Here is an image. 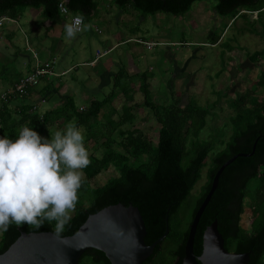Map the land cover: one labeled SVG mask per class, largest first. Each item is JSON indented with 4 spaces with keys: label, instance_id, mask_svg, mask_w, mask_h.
<instances>
[{
    "label": "trees",
    "instance_id": "1",
    "mask_svg": "<svg viewBox=\"0 0 264 264\" xmlns=\"http://www.w3.org/2000/svg\"><path fill=\"white\" fill-rule=\"evenodd\" d=\"M205 0H116V4L125 9L132 6L144 17L157 13L183 16L188 13L196 2ZM59 0H0V18L8 17L18 20L27 8L43 9V17L53 23L63 20L59 9ZM72 12L85 14L86 22L98 12L97 0H68ZM220 17L235 19L244 11L259 13L264 16V0H218L215 7ZM245 17V15H244ZM257 32V30H253ZM213 44L220 40L214 36ZM264 57V50L256 52L251 59L258 63ZM144 83L142 93L145 105L155 111V116L162 125L158 146L153 147L140 130L121 132L126 139L121 143L127 152L114 149L115 124L111 121L110 128L103 131L102 146L104 154L99 158L90 159V164L83 169L86 178L79 190L80 195H90V205H80L75 208V214L65 226L61 237L75 235L90 215L96 214L106 207L133 204L139 208L147 226L146 243L152 245L161 238L169 224L168 237L158 245L153 254L157 261H167L172 264L177 257H185V246L188 240L190 225L196 212L211 190L212 182L217 171L228 160L239 154H251L256 144L255 154L251 157H240L226 168L220 178L219 187L206 208L196 236L195 252L198 256L203 251V237L206 229L218 220L219 231L223 235L227 250L239 254H250L249 264H264V198L254 206L251 217L250 231L242 226V216L246 212V202L250 198L252 182H258L264 188V98L238 95L233 103L237 117L233 123V135L226 148L213 159V166L208 172V181L197 198L189 223H185L180 210L192 196V192L202 179V173L208 166L210 153L214 149V141H201V132L207 125L210 110L199 106L183 107L175 103L161 110L151 97L150 85L146 81L147 74L142 75ZM131 77L122 69L115 78V88H120L125 96L121 117L122 124L134 121V89L126 84L124 78ZM21 78V77H20ZM258 84L264 87V68L260 69ZM14 85L6 91L8 101H27L28 97H19L10 93ZM33 91L30 90V94ZM112 93L111 95H114ZM113 97V96H112ZM108 100L93 101L90 108L80 112L76 109L72 98L61 108L40 115L31 113L32 106L23 105L20 109L21 119L11 117L7 105L0 111V135H9L13 139L24 124L48 132L62 119L67 122L76 117L80 124L88 129V138L94 119L102 114V108ZM3 102V101H2ZM191 140L188 143V139ZM154 153L151 161L142 167L129 165L132 157L140 158L144 154ZM114 164L119 167L121 176L110 180L104 187L92 191L90 181L109 169ZM55 221L45 222L41 227L17 225L15 222L0 236V255L5 253L21 236L22 232H53ZM171 241L174 246H167ZM152 255V256H153ZM151 256V257H152ZM89 260L92 264H111L101 251L88 250L81 264Z\"/></svg>",
    "mask_w": 264,
    "mask_h": 264
},
{
    "label": "rangeland",
    "instance_id": "2",
    "mask_svg": "<svg viewBox=\"0 0 264 264\" xmlns=\"http://www.w3.org/2000/svg\"><path fill=\"white\" fill-rule=\"evenodd\" d=\"M97 2L98 15H94L90 20L92 28L78 34L75 38L66 39L64 26H61L55 36L57 38L53 48L50 50L53 53L65 44L69 52L73 49L82 51L84 58L71 56V61L65 66V68L75 66L78 69L63 80L58 79L55 83L51 81L50 90H55L51 95H48L47 85L39 87L44 82L43 79L38 86L40 88L36 92L38 94L34 96L36 98L39 95L45 96L49 101L56 94V109L64 107L69 98L75 99L76 109L80 112L89 109L93 101L108 100L102 108L100 117L94 119L92 123L90 135L93 137L88 138V129L86 131L85 143L90 151V159L99 158L104 154L102 133L110 128L111 121L116 126L114 134L116 151L127 155L121 145L126 136L121 132L128 130H140L153 147L158 146L162 125L157 120L155 111L145 105L142 93L144 73L147 74L146 81L150 85L152 100L161 110L175 103L183 107L199 106L209 109L207 125L199 139L214 141V149L210 153L208 166L203 170L201 181L180 210V215L188 224L197 198L208 181V172L213 166V159L226 148L233 135V123L237 117V111L233 106L236 97L246 95L264 98V87L258 84L260 69L264 68V57H261L258 63L251 59L254 53L264 50V16L261 19L259 13L243 10L235 19L220 17L215 10L218 0L196 2L183 16L157 13L147 17L132 6L120 8L116 0H97ZM26 11L27 13H24L20 19L22 26L28 18L26 14L34 12L37 16L41 10L27 8L24 12ZM18 23H6L7 26H16L18 31L0 27L2 37L0 40V95L8 91L15 84L16 79L26 75L20 59L22 54L34 60L35 54L28 51L22 36H18ZM216 35L220 37V40L217 44H213L211 39ZM111 44L119 45L110 50ZM116 53L118 56L114 57ZM97 58L98 63L95 66L85 67L84 63H96ZM130 63L132 65H129ZM128 66L129 69L134 70H131L132 76L124 78L123 82L129 84L135 91L134 102L129 103L134 107L135 119L130 124L121 123L120 125L126 101L120 88H115L114 85L115 78L122 69L127 70L129 75ZM87 70L94 71L96 75ZM104 71L108 74L103 76ZM99 72L102 73L99 74ZM78 75L82 77L76 78ZM99 75L101 78H97ZM112 93L115 94L111 95ZM35 97L32 100L36 99ZM5 105L10 110L11 117L19 120L22 116L19 112L21 107L31 106V102L29 100L28 102L10 101L6 104L0 99V111ZM51 106L52 104L49 105ZM38 111L43 115L40 107ZM30 112L35 113L31 109ZM66 123L67 121L62 119L48 132L35 129L42 136L51 138V133L64 127ZM190 140L191 137L188 143ZM153 157L154 153L144 154L140 158L132 157L129 165L142 167ZM119 176H121L119 167L111 164L109 169L102 171L90 181V189L94 191L102 188L110 180ZM252 183L250 198L246 202V212L242 216V226L247 231H250L254 206L264 198V188H261L258 182ZM90 200V195L79 194L76 207L80 205L88 207ZM74 214L75 209L72 211V215ZM1 235L2 231H0ZM166 245L174 246L171 241H168ZM85 264L92 263L86 260Z\"/></svg>",
    "mask_w": 264,
    "mask_h": 264
},
{
    "label": "clouds",
    "instance_id": "3",
    "mask_svg": "<svg viewBox=\"0 0 264 264\" xmlns=\"http://www.w3.org/2000/svg\"><path fill=\"white\" fill-rule=\"evenodd\" d=\"M65 0H60L64 8ZM92 28L77 12L64 24L65 38H75ZM86 126L74 116L62 128L42 136L24 124L15 139L0 135V231L15 222L41 227L55 221L59 238L72 218L84 182L83 169L90 160Z\"/></svg>",
    "mask_w": 264,
    "mask_h": 264
},
{
    "label": "water",
    "instance_id": "4",
    "mask_svg": "<svg viewBox=\"0 0 264 264\" xmlns=\"http://www.w3.org/2000/svg\"><path fill=\"white\" fill-rule=\"evenodd\" d=\"M255 151L256 144L251 154L236 155L217 171L211 190L190 225L183 264L250 263L249 253L239 254L227 250L218 220L206 229L200 256L195 252V242L201 218L219 187L222 174L238 158L251 157ZM169 233L167 224L165 234L148 245L147 226L140 209L133 204L120 203L90 215L72 236L57 238L53 232H22L17 241L0 255V264H81L84 254L91 249L104 253L111 264H144Z\"/></svg>",
    "mask_w": 264,
    "mask_h": 264
},
{
    "label": "crops",
    "instance_id": "5",
    "mask_svg": "<svg viewBox=\"0 0 264 264\" xmlns=\"http://www.w3.org/2000/svg\"><path fill=\"white\" fill-rule=\"evenodd\" d=\"M38 10H41V11L39 12L40 14H38L37 16L34 12L26 14L28 16V18H26L24 26L21 25L20 19L23 17L24 13H27V11L23 12L22 16L18 19L19 20L18 21L19 23L17 22L18 26H19V33H18L19 35L18 36H22V38H23L22 40L25 41L24 43L26 44L28 51L32 52V54H35L34 60L31 58H26L25 54H22L20 59L22 61L23 72L24 73L26 72V75L28 73H31L35 69L37 64H42L44 67H46V66H52L53 67V71L56 75L45 77L44 82L41 83L42 85L39 86V87H41L43 85H47V87L49 88V91H47L48 95H51L55 91V90L54 91L50 90L51 81H54V83H55V81H57L58 79L63 80L64 77H67L69 74H71L72 72H74L75 70L78 69L75 66L70 67V68H65V66L68 64V62L71 61V56L72 57L76 56L74 58H84L85 55L82 53V51L75 50V49L71 50L70 52L67 51L65 44L60 46L59 50L52 53L50 50L53 48L54 41L57 38L55 36L57 35L58 31L61 29L60 27L64 26V24L67 20L63 18V20L61 22L53 23L51 21L46 20L43 17V9H38ZM96 15H98V13H96L95 16ZM107 20H110V19L107 18ZM0 27H1V29L2 28H8L11 30H17L18 31V28L16 26H13V25L7 26L5 24L4 26H0ZM1 38L2 37L0 36V40H1ZM51 45H52V47H51ZM117 45H119V44H117ZM117 45L111 44L110 50L116 48ZM43 49H46V50H43ZM117 56H118V53H116L114 57H117ZM128 62H129V60H128ZM97 63H98V61L96 63H93V64L84 63V65H85V67H89V66L93 67ZM129 65H132V64L130 63ZM127 69H129V66ZM131 70H134V69H129V76L131 75L130 73L133 72ZM88 72L95 73L94 71H88ZM101 73L102 72H99V74H101ZM106 74H108L107 71H104L102 73L103 76ZM94 75H96V73ZM22 76H25V75H22ZM81 77L82 76L78 75L76 78H81ZM97 78H101V75L97 76ZM17 80L18 79H16L15 83L17 82ZM87 82L88 81H86V83ZM39 87L38 88L36 87L35 89L32 90L33 92L31 93V96L28 98V100L31 102V106L36 103L40 107V110L42 111V113L44 115L45 113L53 111L56 109L57 101L55 100V98H57V95L56 94L53 95L52 100H49V101L45 96H41V95H39L36 98L34 95L38 94L36 92L40 89ZM33 97L36 98V99H34V100H36L35 102H33L34 100H32ZM50 104H52L51 107H49ZM62 105L64 106L65 104H62ZM38 114L42 115L41 112H39Z\"/></svg>",
    "mask_w": 264,
    "mask_h": 264
},
{
    "label": "built area",
    "instance_id": "6",
    "mask_svg": "<svg viewBox=\"0 0 264 264\" xmlns=\"http://www.w3.org/2000/svg\"><path fill=\"white\" fill-rule=\"evenodd\" d=\"M64 8L67 9V11H64L61 9L60 0H59L58 9H59L61 16L64 19L68 20V19H70V17L72 15L76 14V13L72 12L71 9L69 8L68 0H65ZM8 22L17 23V20H13V19L8 18V17L0 18V26H4ZM83 32H81V33H83ZM99 33H101V31H99ZM139 42L143 43L142 41H139ZM103 55L104 54H99V56H103ZM96 60L98 61V58ZM55 75L56 74L54 73L52 66L44 67L42 64H37V66L35 67V69L31 73H28L27 75L22 76L21 78H19L17 80V82L14 84V88L10 91V93L15 94L16 96H19L22 98L23 97L29 98L31 96L30 90H33L36 87H38L40 85L41 81L45 77L55 76ZM0 99L3 102H7L8 101V93L5 92L2 95H0ZM38 109H39V106L36 103L32 105V110H34L35 112H39Z\"/></svg>",
    "mask_w": 264,
    "mask_h": 264
},
{
    "label": "flooded vegetation",
    "instance_id": "7",
    "mask_svg": "<svg viewBox=\"0 0 264 264\" xmlns=\"http://www.w3.org/2000/svg\"><path fill=\"white\" fill-rule=\"evenodd\" d=\"M156 258L157 257L153 255L152 257L148 258L144 264H168L167 261H157ZM183 259L184 258L177 257L176 260L172 262V264H183Z\"/></svg>",
    "mask_w": 264,
    "mask_h": 264
}]
</instances>
